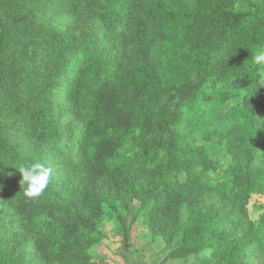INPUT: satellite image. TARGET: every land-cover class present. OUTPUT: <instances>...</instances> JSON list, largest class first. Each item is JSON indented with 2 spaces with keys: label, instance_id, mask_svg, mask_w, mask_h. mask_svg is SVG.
<instances>
[{
  "label": "trees",
  "instance_id": "trees-1",
  "mask_svg": "<svg viewBox=\"0 0 264 264\" xmlns=\"http://www.w3.org/2000/svg\"><path fill=\"white\" fill-rule=\"evenodd\" d=\"M61 1L0 0V195L18 222L0 213V264H29L32 248L45 264H96L85 248L106 239L118 201L137 206L132 220L119 214L124 258L143 214L184 264H246L264 249V213L248 209L264 195V79L252 62L264 0H68L59 13L72 21L53 24ZM229 79L235 102L217 85ZM213 139L230 162L208 182ZM30 163L53 170L35 199L16 168Z\"/></svg>",
  "mask_w": 264,
  "mask_h": 264
},
{
  "label": "rangeland",
  "instance_id": "rangeland-1",
  "mask_svg": "<svg viewBox=\"0 0 264 264\" xmlns=\"http://www.w3.org/2000/svg\"><path fill=\"white\" fill-rule=\"evenodd\" d=\"M257 1V0H252ZM59 9H52L50 14V22L53 24H64L67 21H72V17L63 12L68 7V0H62ZM237 10H246L249 8L248 0H233ZM68 21V22H69ZM160 44L155 47L154 54L160 51ZM240 60V53L238 51L231 54L230 59ZM229 59V60H230ZM218 88L221 90L229 91L232 95L231 102H235V95L240 97L241 89L235 79L219 80ZM67 101V99L65 98ZM203 107H201L202 110ZM208 146V152L215 160L216 171L215 174H204V180L208 182H215L222 177L224 169L229 165L230 157L226 154L225 150L213 140L205 141ZM219 203L221 200L216 199ZM0 203L3 205V210L0 211L4 216H7L9 221V229L17 227L18 222L16 217V210L0 195ZM249 216L252 219H258L264 213V195H253L248 205ZM137 211V206L133 203L124 204L118 201V211H113L110 207L104 214L103 231L106 234V239L99 243L87 246L85 249L92 255L96 264H184L183 258L170 257V251L166 248L165 241L166 232L153 231L145 220V215L140 214L136 221L131 226L133 246L129 249L126 258L122 257L119 253L121 245L119 235V214L132 220L133 214ZM182 229L185 230L189 223V209L185 204L181 212ZM209 251L204 252V256L209 255ZM31 262L29 264H45L38 258L34 248L31 249L30 254ZM57 264H65L58 262ZM246 264H264V249L255 250V252L247 258Z\"/></svg>",
  "mask_w": 264,
  "mask_h": 264
},
{
  "label": "clouds",
  "instance_id": "clouds-1",
  "mask_svg": "<svg viewBox=\"0 0 264 264\" xmlns=\"http://www.w3.org/2000/svg\"><path fill=\"white\" fill-rule=\"evenodd\" d=\"M252 62L257 66V74L264 79V47L255 52ZM16 168L22 177L20 181L21 185H26L23 188V192L27 198L35 199L39 197L49 186L53 171L51 167L43 163H30Z\"/></svg>",
  "mask_w": 264,
  "mask_h": 264
}]
</instances>
